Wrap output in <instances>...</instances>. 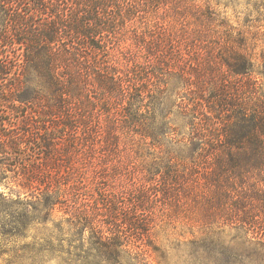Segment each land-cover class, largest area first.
Listing matches in <instances>:
<instances>
[{
    "label": "trees",
    "instance_id": "trees-1",
    "mask_svg": "<svg viewBox=\"0 0 264 264\" xmlns=\"http://www.w3.org/2000/svg\"><path fill=\"white\" fill-rule=\"evenodd\" d=\"M208 8L199 0H0V184L9 188L0 190V213L22 226L15 205L44 217L66 205L65 223L90 226L96 249L119 260L127 243L112 226L141 228L146 219L119 217L114 199L100 194L111 219L98 235L101 224L87 218L95 198L86 172L123 143L140 151L164 139L143 84L177 75L189 95L180 107L192 114L181 139L189 153L149 161L151 179L164 197L192 199L207 231L199 264H264V93L244 96L256 72L247 36L212 41Z\"/></svg>",
    "mask_w": 264,
    "mask_h": 264
},
{
    "label": "rangeland",
    "instance_id": "rangeland-1",
    "mask_svg": "<svg viewBox=\"0 0 264 264\" xmlns=\"http://www.w3.org/2000/svg\"><path fill=\"white\" fill-rule=\"evenodd\" d=\"M199 1L208 5V11L215 16L212 21H207L212 30V41L220 42L229 34L233 37L247 36V44L255 57L256 72L254 78L244 79V96L254 91L264 93V0ZM195 23V19L189 20L190 27ZM182 45L191 50L193 59L197 57L198 47L189 42ZM132 51L137 61L143 60L136 49ZM204 76L207 78V73ZM143 85L145 91L148 90L143 93L152 95L146 98L147 103L153 102L157 108L156 120L165 122L162 127L170 133L164 135L160 142L149 143L140 151V143L138 148L135 147L137 144L133 148L121 144L117 148L118 154L107 163L97 161V172L92 171L91 167L87 169L85 190L95 198L87 207L93 213V216L87 217L88 221H97L102 226L111 219L108 205L102 200L106 198L100 197L102 194L114 199L119 217L126 212L144 217L145 229L131 228L122 220L116 221V226L111 229L121 235L120 239L127 243V248L123 246L122 256L115 260L102 249H96L98 245L94 243L96 239L90 226H84L81 230L65 223L66 205L58 204L46 217L41 213L35 216L25 210L24 205H15L12 214L21 216L22 226L12 224L10 215L0 213V264H199V257L207 259V254L198 247L200 238L207 231L195 219L192 199L180 192L169 198L164 197L158 191L159 182H153L149 172L154 165L149 161H159L169 152L179 153V156L189 153V146L182 140H186L192 129V114L182 111L180 107L183 99L189 95L184 82L177 75L169 80L160 75L145 81ZM32 148L37 151L38 145ZM136 149L146 157L137 155ZM0 190L9 191V188L2 182ZM78 230L84 236L82 241L76 240ZM107 230L108 227L102 226V229H98V235ZM234 234L235 231H228L223 238L230 241ZM231 246L236 249L244 247L242 243L237 245L234 242H231Z\"/></svg>",
    "mask_w": 264,
    "mask_h": 264
}]
</instances>
